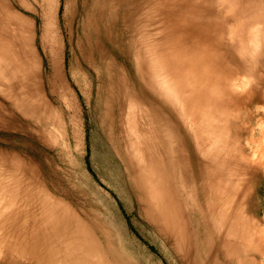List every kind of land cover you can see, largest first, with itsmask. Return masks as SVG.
Returning <instances> with one entry per match:
<instances>
[{
  "label": "rangeland",
  "instance_id": "rangeland-1",
  "mask_svg": "<svg viewBox=\"0 0 264 264\" xmlns=\"http://www.w3.org/2000/svg\"><path fill=\"white\" fill-rule=\"evenodd\" d=\"M239 1H229L233 5L229 3V20L221 16L223 8L211 7L213 24L222 28L212 40L214 49L222 50L220 53L240 64L241 70L245 68L248 85L244 92L256 91L264 98V31L261 40L255 38L259 47L254 53L259 55L247 51L259 56L260 62L254 68L237 62L245 58L244 51L238 54L237 38L242 36L244 43L246 28L254 25L243 14L246 6L251 14L255 4V0ZM232 2H238L239 9ZM45 11L49 15H44ZM96 14L90 0H0V264H32L31 260L33 264H184L149 219L157 209L144 203L145 181L137 175V164L132 165L129 135L121 132L133 122L141 139L142 134L145 140L150 137L140 126L147 120L145 106L152 99L141 87L139 75L145 83L164 64L156 61L148 65L152 56L166 54L169 26L166 22L165 34L161 26L159 33L152 30L141 37L125 32L115 10L105 17ZM88 15L91 23L99 25L97 32L85 23ZM48 17L54 19L52 25L62 47L56 70L43 50L42 25L46 20L51 24ZM136 52L137 57L133 55ZM127 53L132 54L133 63L143 65L149 77L141 67L136 71L130 61L122 59ZM109 57L123 67L131 87L108 77L104 62ZM135 79L137 101H128ZM243 89L239 87L241 92ZM263 106L264 102L245 107L248 122L254 111L264 113ZM258 123L252 121L257 127ZM147 164L152 171L149 177L159 176L157 162L151 167ZM259 181L263 186L253 199L252 218L264 228V174ZM87 230L94 235L84 234ZM200 234L196 241L206 243L203 232ZM261 242L257 251L248 254L256 262L264 250ZM197 254L203 256L201 250Z\"/></svg>",
  "mask_w": 264,
  "mask_h": 264
},
{
  "label": "bare ground",
  "instance_id": "bare-ground-1",
  "mask_svg": "<svg viewBox=\"0 0 264 264\" xmlns=\"http://www.w3.org/2000/svg\"><path fill=\"white\" fill-rule=\"evenodd\" d=\"M229 1L231 2V0H90L91 10L97 13L96 15L105 17L107 13L115 10L119 15H116V18H122L124 23L122 27L128 34L145 37L152 30L155 33L158 30L159 33L161 26L164 29L166 27L164 25L169 26L171 36H164L165 38L167 36V49L164 48L166 54L158 55L157 58L155 55L152 56V62L148 64L160 61L164 63L163 66H158L145 83L142 75H139V80H142L141 87L152 99L148 107L145 106L147 120L140 126L142 131L147 132L142 133L150 137L145 140L147 137L142 134L141 139L133 122L125 126L121 132L123 135H129L132 165L137 164V175L142 181H148L146 185L143 182L146 195L144 203L146 205L148 203L150 209H157V213H150L149 219L156 224L165 242L171 245L173 252L184 264H195L196 260L197 264H264L263 249L260 251L259 263L256 262L257 259L248 255L250 250L254 252L258 250V243L264 238V228L259 227L252 218L253 199L263 186V181L259 180L264 174L262 123L264 113L254 111L255 114H252L249 122L245 116L246 106L262 104L264 98L262 99L256 91L244 92V85H248L247 75L243 71L245 68L241 66L243 68L241 70L238 66L240 64H234L230 58L220 53L222 50H215L216 46L212 41L216 38V32L222 28L218 24V27L213 24L214 15L211 7L216 10L223 8L224 11L220 14L223 20H229L226 16L233 6ZM254 3L253 13H249L246 4L248 14L245 11V14L241 12L249 19L248 21H254V25L246 28L248 36L244 43L242 36H237L238 54L244 51L245 57L238 59L237 62H244L243 65L247 68H254V65L260 62L257 59L259 56L252 54L250 56L247 51L251 53L257 51L259 44L255 41L264 31V0H255ZM55 12H58V8L53 11V18ZM46 14L48 13L45 11L44 15ZM90 16L85 18V23L90 25L92 31L97 32L99 25L91 23ZM241 18L243 22L244 17ZM46 21L42 25L41 38L44 41L42 49L49 55L51 68L56 70L59 68L58 58L62 47L60 48V41L58 42V36L56 37L54 32L56 30L54 24L52 25L54 19L50 21V25L46 24ZM18 23L21 25L20 21ZM222 23L225 26V21ZM231 26L232 24L229 30H232ZM262 37L264 38L263 34ZM128 49L132 51L130 43ZM133 55L138 56L137 52ZM106 56V53L103 54V57ZM106 59L104 64L108 77L116 79L126 88L131 87L130 83L125 81L123 67L111 57ZM122 59L130 61L137 68L136 71H140L141 67L149 77L150 74L145 71L143 65L137 66L132 62V54H124ZM135 86L139 87L136 79L133 91H128V101H137L138 93L134 90ZM159 102H162V106ZM138 107L140 109V106ZM150 116L152 117L149 119ZM253 120L260 122L258 127L252 124ZM246 135L247 139L244 141ZM144 152H148V160ZM154 162L158 164L159 176L155 174L149 177L152 171L147 168V163L151 167ZM92 232L87 230L84 234L94 235ZM202 232L206 243L203 240L196 241ZM87 236L89 238V235ZM258 238L262 240L258 242ZM91 240L95 241L96 238L93 236ZM263 242L264 240L260 245ZM198 248L203 254L201 258L197 257Z\"/></svg>",
  "mask_w": 264,
  "mask_h": 264
}]
</instances>
